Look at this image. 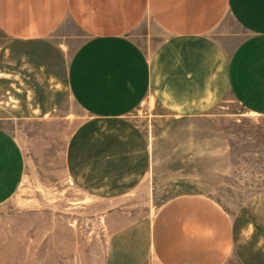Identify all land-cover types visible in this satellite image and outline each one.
Listing matches in <instances>:
<instances>
[{
  "label": "crops",
  "instance_id": "0c3cea01",
  "mask_svg": "<svg viewBox=\"0 0 264 264\" xmlns=\"http://www.w3.org/2000/svg\"><path fill=\"white\" fill-rule=\"evenodd\" d=\"M67 18L83 40L54 33ZM144 19L160 41L130 37ZM1 36L0 109L9 118H48L66 99L86 114L65 166L88 196L127 194L148 175L160 180L163 166L173 180L226 99L264 116V0H0ZM25 169L19 143L0 127V204ZM233 243L229 214L187 190L150 221L113 232L105 264H225Z\"/></svg>",
  "mask_w": 264,
  "mask_h": 264
},
{
  "label": "rangeland",
  "instance_id": "374dc122",
  "mask_svg": "<svg viewBox=\"0 0 264 264\" xmlns=\"http://www.w3.org/2000/svg\"><path fill=\"white\" fill-rule=\"evenodd\" d=\"M153 29L144 19L130 37L156 43L162 36ZM54 33L85 38L69 18ZM7 40L1 36L0 45ZM211 117L213 130L173 180L163 166L160 180L148 175L127 194L88 196L72 184L65 166L67 140L87 118L74 102L66 99L61 111L44 119H12L0 109V127L17 140L26 162L17 192L0 204V264H105L113 232L150 221L187 190L206 193L229 214L234 243L225 264H264V116L226 99ZM165 121L159 117L160 129Z\"/></svg>",
  "mask_w": 264,
  "mask_h": 264
}]
</instances>
